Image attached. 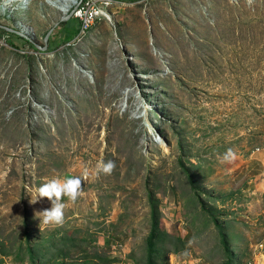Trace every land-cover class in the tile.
<instances>
[{
  "label": "rangeland",
  "instance_id": "1",
  "mask_svg": "<svg viewBox=\"0 0 264 264\" xmlns=\"http://www.w3.org/2000/svg\"><path fill=\"white\" fill-rule=\"evenodd\" d=\"M78 6L93 19L66 42ZM21 17L30 36L0 28V264H149L154 224L156 264H264V188L234 180L258 157L264 181V0H32ZM66 176L79 195L44 223L33 192Z\"/></svg>",
  "mask_w": 264,
  "mask_h": 264
},
{
  "label": "clouds",
  "instance_id": "2",
  "mask_svg": "<svg viewBox=\"0 0 264 264\" xmlns=\"http://www.w3.org/2000/svg\"><path fill=\"white\" fill-rule=\"evenodd\" d=\"M114 167L112 161L102 164L98 167V171L110 173ZM81 185V177L66 176L63 179H53L47 183L40 185L33 192L31 203H35L39 198L47 197L53 201L51 210L40 212L44 223L56 222L60 223L63 216L64 204L61 202L62 196H67L70 200L75 201L79 195ZM53 197L55 199L53 200Z\"/></svg>",
  "mask_w": 264,
  "mask_h": 264
},
{
  "label": "built area",
  "instance_id": "3",
  "mask_svg": "<svg viewBox=\"0 0 264 264\" xmlns=\"http://www.w3.org/2000/svg\"><path fill=\"white\" fill-rule=\"evenodd\" d=\"M31 2L32 0H7L5 2L7 4L5 6V9H7L5 12H8L9 16L14 17L16 16V13L19 12L15 23H16V27L25 36H30L32 34V30L28 22L24 18H22L21 15L27 10V8H29V4ZM75 15L78 16V18L81 20L80 33H85V31L89 29V26L92 22V19H93L92 16L87 15L84 12V6H80V7L78 6L75 10ZM261 246H263V244H261ZM250 264H253V263L250 262Z\"/></svg>",
  "mask_w": 264,
  "mask_h": 264
},
{
  "label": "trees",
  "instance_id": "4",
  "mask_svg": "<svg viewBox=\"0 0 264 264\" xmlns=\"http://www.w3.org/2000/svg\"><path fill=\"white\" fill-rule=\"evenodd\" d=\"M123 1H137V0H123ZM61 25L63 26L62 30L64 32L63 39L66 40V42L71 41L76 35L80 33L81 20L78 17L73 16L72 18L68 20L62 21ZM10 34L16 35L18 37L20 36L15 33H10ZM57 46H58V42H54L51 39L49 40L48 50H53ZM157 230H158L157 224H154L153 233L148 238V246L150 248L149 264H156L155 256L158 253V247L156 246V239H157L156 231ZM63 264H81V263H78L75 260H70L68 262H64ZM230 264H241L240 259H237L235 263H232V259H231Z\"/></svg>",
  "mask_w": 264,
  "mask_h": 264
},
{
  "label": "crops",
  "instance_id": "5",
  "mask_svg": "<svg viewBox=\"0 0 264 264\" xmlns=\"http://www.w3.org/2000/svg\"><path fill=\"white\" fill-rule=\"evenodd\" d=\"M261 164L262 161L258 157H254L248 163H242L238 167H236L235 171V181L236 178V186H242L247 188L249 191H255L258 189L264 188L263 178H260L261 173Z\"/></svg>",
  "mask_w": 264,
  "mask_h": 264
},
{
  "label": "water",
  "instance_id": "6",
  "mask_svg": "<svg viewBox=\"0 0 264 264\" xmlns=\"http://www.w3.org/2000/svg\"><path fill=\"white\" fill-rule=\"evenodd\" d=\"M73 14H74V10L71 11V12L67 15V17H63V19H62L61 21H64V20H66V19H70V18H72V17H73ZM0 28L5 29V30H7V31L10 32V33H15V34H17V35H20V36H23V37H24V34H23L19 29H16V28H14V27H10V26H7V25H4V24L0 23ZM50 34H51V31L47 34V36H46V41L48 40Z\"/></svg>",
  "mask_w": 264,
  "mask_h": 264
},
{
  "label": "bare ground",
  "instance_id": "7",
  "mask_svg": "<svg viewBox=\"0 0 264 264\" xmlns=\"http://www.w3.org/2000/svg\"><path fill=\"white\" fill-rule=\"evenodd\" d=\"M72 7V2L70 1L69 4L63 9L64 13H67L68 10ZM26 33V32H25ZM27 34V33H26Z\"/></svg>",
  "mask_w": 264,
  "mask_h": 264
}]
</instances>
